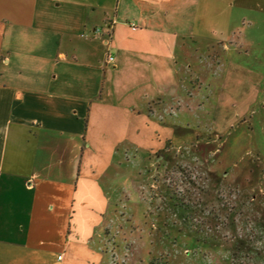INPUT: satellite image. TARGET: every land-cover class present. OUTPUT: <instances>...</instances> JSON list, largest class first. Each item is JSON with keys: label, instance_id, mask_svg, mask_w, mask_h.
I'll return each instance as SVG.
<instances>
[{"label": "rangeland", "instance_id": "374dc122", "mask_svg": "<svg viewBox=\"0 0 264 264\" xmlns=\"http://www.w3.org/2000/svg\"><path fill=\"white\" fill-rule=\"evenodd\" d=\"M195 2L194 17L165 15L180 35L159 49L161 78L177 88L144 108L154 123L138 137L108 128V180L99 200L81 190L78 228L68 205L72 264H264V17Z\"/></svg>", "mask_w": 264, "mask_h": 264}, {"label": "crops", "instance_id": "0c3cea01", "mask_svg": "<svg viewBox=\"0 0 264 264\" xmlns=\"http://www.w3.org/2000/svg\"><path fill=\"white\" fill-rule=\"evenodd\" d=\"M207 1L218 17H264V0ZM180 7L197 11L195 0H0V264H72L68 205L78 228L81 190L100 199L108 128L138 137L154 123L144 108L177 88L159 49L172 53L180 31L165 15Z\"/></svg>", "mask_w": 264, "mask_h": 264}, {"label": "built area", "instance_id": "2783aa9c", "mask_svg": "<svg viewBox=\"0 0 264 264\" xmlns=\"http://www.w3.org/2000/svg\"><path fill=\"white\" fill-rule=\"evenodd\" d=\"M96 32H99V29H97ZM113 62H114V57L109 56L108 57V63H113Z\"/></svg>", "mask_w": 264, "mask_h": 264}]
</instances>
